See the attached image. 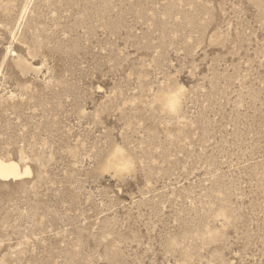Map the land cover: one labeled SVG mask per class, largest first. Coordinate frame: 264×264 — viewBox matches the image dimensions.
Returning <instances> with one entry per match:
<instances>
[{
  "label": "rangeland",
  "instance_id": "374dc122",
  "mask_svg": "<svg viewBox=\"0 0 264 264\" xmlns=\"http://www.w3.org/2000/svg\"><path fill=\"white\" fill-rule=\"evenodd\" d=\"M0 157V264H264V0H0Z\"/></svg>",
  "mask_w": 264,
  "mask_h": 264
},
{
  "label": "bare ground",
  "instance_id": "6f19581e",
  "mask_svg": "<svg viewBox=\"0 0 264 264\" xmlns=\"http://www.w3.org/2000/svg\"><path fill=\"white\" fill-rule=\"evenodd\" d=\"M171 102L174 99L171 97ZM174 103V102H173ZM173 103H171L173 105ZM30 173V168L25 166L20 168L19 164L14 160H7L0 157V180L19 179L25 174Z\"/></svg>",
  "mask_w": 264,
  "mask_h": 264
}]
</instances>
